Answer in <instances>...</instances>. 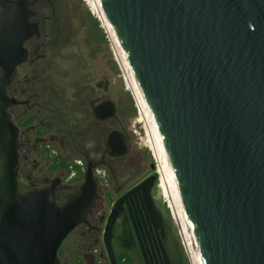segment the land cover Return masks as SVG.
<instances>
[{
    "label": "water",
    "instance_id": "obj_1",
    "mask_svg": "<svg viewBox=\"0 0 264 264\" xmlns=\"http://www.w3.org/2000/svg\"><path fill=\"white\" fill-rule=\"evenodd\" d=\"M99 2L161 136L201 263L264 264V0ZM22 9L0 0V264H60L62 241L94 198L88 173L60 202L19 175L7 88L25 57ZM157 183L148 176L112 208L109 264L123 250L142 264L120 208L129 195L154 234L155 263L185 264L170 213L152 196Z\"/></svg>",
    "mask_w": 264,
    "mask_h": 264
},
{
    "label": "flooded vegetation",
    "instance_id": "obj_2",
    "mask_svg": "<svg viewBox=\"0 0 264 264\" xmlns=\"http://www.w3.org/2000/svg\"><path fill=\"white\" fill-rule=\"evenodd\" d=\"M7 1L22 6L28 28L24 60L7 88L8 113L18 130L19 175L60 202L80 192L88 173L93 206L62 241L58 258L60 264H109L103 244L108 216L118 200L150 176L135 182L142 161L131 149L128 110L112 88L113 63L103 55L97 34L78 18L74 1ZM120 138L126 139L124 155ZM120 208L142 264H156L155 237L139 201L129 195ZM119 227H111L113 235ZM114 258L117 264H134L126 250Z\"/></svg>",
    "mask_w": 264,
    "mask_h": 264
},
{
    "label": "rangeland",
    "instance_id": "obj_3",
    "mask_svg": "<svg viewBox=\"0 0 264 264\" xmlns=\"http://www.w3.org/2000/svg\"><path fill=\"white\" fill-rule=\"evenodd\" d=\"M71 1H74L78 5V12H77L78 18L81 19L86 24L89 31L97 34V40H98L97 43L101 48L103 55H105L106 58H109V60H111V62L113 63L115 69V76L111 80L112 88L117 90L119 100H122L121 102L125 104L128 110L126 121H127V130L132 136L131 149L133 151V155L135 157H139L142 161L139 165L141 173L140 175L135 177V182H138L148 174L150 175L154 173L157 174L158 171L157 157L155 155L152 142L150 140L147 126L142 117L143 111L139 107L141 112V116H140L135 108V103L131 93L132 91H130L131 89L127 84L126 79L124 81L125 76L123 74L124 76L123 78L121 71L115 61L112 52L113 50L111 48L108 35L106 34L107 32L105 33L104 27H102L103 25L101 26L102 22L99 21L100 20L99 15L97 14V12L94 11L91 0H71ZM102 67L104 70L105 69L104 63ZM152 166L154 167L153 170L151 169ZM157 176L159 178L158 174ZM158 183H159V179H158ZM158 183L153 192V196L166 209L167 206H169L168 198L166 196L165 191L160 185H158ZM182 249H183L185 264H193L189 256L186 255L187 253L185 254L186 250L184 251L185 248H183V246Z\"/></svg>",
    "mask_w": 264,
    "mask_h": 264
},
{
    "label": "bare ground",
    "instance_id": "obj_4",
    "mask_svg": "<svg viewBox=\"0 0 264 264\" xmlns=\"http://www.w3.org/2000/svg\"><path fill=\"white\" fill-rule=\"evenodd\" d=\"M91 3H92L94 11L97 12V14L99 15L100 21L102 22V25L108 34V37L111 41V45L119 61V64L121 66L125 79L127 81V84L129 85L135 97V100L138 103V106L143 111L142 117L147 126L150 140L152 142L155 155L157 157V163H158L157 164V168H158L157 174L159 175L158 185H160L163 188L168 198L169 208L171 210V213H170L171 220L173 219L175 225L177 226V230L179 231L182 244L186 250L187 255L191 259L192 263L202 264L200 256L198 254V250L195 244L193 234L191 232L187 217L185 215L182 203L180 201L175 178L173 176V172L171 170L161 136L157 131V128L155 126L151 112L142 96L141 91L139 90L134 80V77L129 68L125 55L102 10L99 0H91Z\"/></svg>",
    "mask_w": 264,
    "mask_h": 264
},
{
    "label": "built area",
    "instance_id": "obj_5",
    "mask_svg": "<svg viewBox=\"0 0 264 264\" xmlns=\"http://www.w3.org/2000/svg\"><path fill=\"white\" fill-rule=\"evenodd\" d=\"M92 12V11H91ZM93 13V12H92ZM94 14V13H93ZM98 18V17H97ZM100 21V20H99ZM101 23V22H100ZM101 26H102V24H101ZM103 27V26H102ZM105 30V29H104ZM105 33H106V31H105ZM107 34V33H106ZM108 35V34H107ZM108 39H109V37H108ZM109 41H110V39H109ZM110 45H111V41H110ZM111 48H112V50H113V47H112V45H111ZM113 52V56H114V58H115V61H116V63H117V65H118V67H119V69H120V71H121V74H122V76H123V71H122V69H121V66H120V64H119V61H118V59H117V57H116V55H115V52H114V50L112 51ZM123 78H124V76H123ZM124 81H125V78H124ZM126 83V82H125ZM127 85V84H126ZM128 87V86H127ZM129 88V87H128ZM131 91V90H130ZM132 93V92H131ZM132 97H133V100H134V103H135V108H136V110L138 111V113H139V115L141 116V112H140V109H139V106H138V103L136 102V100H135V97L133 96V93H132ZM166 210L169 212V213H171V210H170V208H169V206H167V208H166ZM172 222H173V224H174V226L176 227V230H177V226L175 225V223H174V221H173V219H172ZM177 236H178V240H179V243H180V241H181V243H180V246H181V249H182V246H183V244H182V240H181V237H180V234H179V231L177 230ZM183 248H184V246H183ZM184 251H185V249H184ZM182 252H183V249H182ZM185 254H186V252H185ZM187 255V254H186ZM188 257V256H187ZM189 259V258H188Z\"/></svg>",
    "mask_w": 264,
    "mask_h": 264
}]
</instances>
